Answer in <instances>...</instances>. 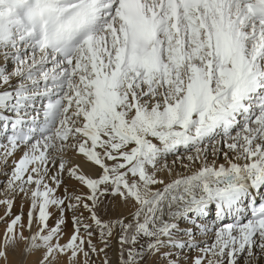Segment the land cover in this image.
<instances>
[{"label":"snow or ice","instance_id":"snow-or-ice-1","mask_svg":"<svg viewBox=\"0 0 264 264\" xmlns=\"http://www.w3.org/2000/svg\"><path fill=\"white\" fill-rule=\"evenodd\" d=\"M0 140L3 264H264V0H0Z\"/></svg>","mask_w":264,"mask_h":264},{"label":"bare ground","instance_id":"bare-ground-1","mask_svg":"<svg viewBox=\"0 0 264 264\" xmlns=\"http://www.w3.org/2000/svg\"><path fill=\"white\" fill-rule=\"evenodd\" d=\"M2 143H4V141L0 140V144H2ZM2 152H3V148L0 147V153H2ZM19 155H20V153L17 152L15 154V158H18ZM168 163H171V159H169ZM9 166H11V159L9 160ZM0 168H2V165H0ZM177 171H182V169L179 168V165H177ZM4 180H5V177L3 175H0V181H4ZM0 191H2V185H0ZM0 199H3V197L0 196ZM20 205H21L20 198L17 197L16 200L14 201L13 207L11 209L12 216H15V215L20 213V211H21ZM25 210L27 211V203L26 202L24 204V211ZM4 212H5V207L3 205H0V217L4 216ZM66 220H67V218H66ZM24 221L26 223L27 219H24ZM4 225H5V223L0 221V236L3 234L4 228L6 226V225L5 226ZM33 227H35V225H33ZM70 231H71L70 224H66V226L64 227L65 239H62L60 241L61 243L65 242L68 235L70 234ZM25 234H27V232ZM22 247L23 246H21L19 249H17L16 252L9 254L8 264H37V262L41 258V253L39 251H37L34 254H31V255H28L27 257H25L24 254L22 253ZM194 255H195V253H190V256H194ZM0 264H3V261H0Z\"/></svg>","mask_w":264,"mask_h":264},{"label":"rangeland","instance_id":"rangeland-1","mask_svg":"<svg viewBox=\"0 0 264 264\" xmlns=\"http://www.w3.org/2000/svg\"><path fill=\"white\" fill-rule=\"evenodd\" d=\"M24 213H25V215H24L23 218L27 219V217H26L27 211L25 210ZM70 220H71L70 219V214H68V216H67V224H70V226H71V221ZM93 243L97 246L98 249L100 247H102V245L99 244L98 239L96 237L93 238ZM119 250H120V246H119L118 241L116 239H112L111 242H110V246L105 250V252L104 253H100L99 255H93L91 257V260H92V262H94V264H104L105 259H107L108 264H114V263L118 264V262H119Z\"/></svg>","mask_w":264,"mask_h":264}]
</instances>
